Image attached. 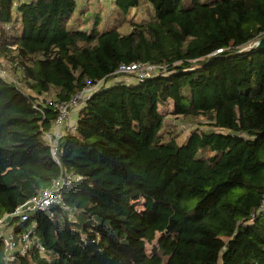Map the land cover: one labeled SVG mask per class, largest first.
<instances>
[{
	"label": "trees",
	"instance_id": "16d2710c",
	"mask_svg": "<svg viewBox=\"0 0 264 264\" xmlns=\"http://www.w3.org/2000/svg\"><path fill=\"white\" fill-rule=\"evenodd\" d=\"M80 1L0 0V220L32 240L0 264H264V0H108L85 28ZM95 84L57 164L55 106ZM65 172L69 210L13 215Z\"/></svg>",
	"mask_w": 264,
	"mask_h": 264
},
{
	"label": "built area",
	"instance_id": "2783aa9c",
	"mask_svg": "<svg viewBox=\"0 0 264 264\" xmlns=\"http://www.w3.org/2000/svg\"><path fill=\"white\" fill-rule=\"evenodd\" d=\"M221 51L222 50H218V52ZM157 69V66L148 63L135 62L129 65H121L116 72L126 77L135 74L137 79L143 80L152 76ZM149 71L150 73L152 71V74L148 73ZM98 86L99 84L90 85L72 96L68 101L56 104L55 107L58 112L54 120L53 129L45 133V137L51 148L52 157L57 164H59L58 153L60 141L66 134L68 129L67 124L72 118L73 111L87 102L91 98L93 92L98 90ZM75 129L76 127L74 126L73 130L75 131ZM75 179L76 175L73 173H63L54 180L50 187L43 190L42 193L32 197L25 205L16 210L13 215L19 216L21 222H26L38 212L48 213L53 216L51 210L53 206L60 207L62 210H69L64 202L63 190ZM0 238L3 239L5 243V258L7 261L14 259L15 252L26 255L31 248L32 240L30 238V231H26L16 237L13 235L11 227L7 224L5 218L0 220ZM38 247L40 251H43V246L39 245Z\"/></svg>",
	"mask_w": 264,
	"mask_h": 264
},
{
	"label": "rangeland",
	"instance_id": "374dc122",
	"mask_svg": "<svg viewBox=\"0 0 264 264\" xmlns=\"http://www.w3.org/2000/svg\"><path fill=\"white\" fill-rule=\"evenodd\" d=\"M79 4L82 10L89 8V11L84 13L83 18L79 19V22L84 19V28L87 25H91L93 22L102 21L106 17V14L110 13L112 9V3L108 0H81ZM97 17L100 18L98 19ZM136 17L139 18V14H137ZM81 27L83 28V26ZM148 73H150V71ZM150 74H152V71ZM171 108V105L161 107L164 112L171 110ZM167 122L168 128L177 133L178 141L181 144L186 141L190 132L195 128V125L187 119H174L173 117H168ZM154 243H156V241ZM152 247L153 244L147 245L148 252L152 250Z\"/></svg>",
	"mask_w": 264,
	"mask_h": 264
},
{
	"label": "crops",
	"instance_id": "0c3cea01",
	"mask_svg": "<svg viewBox=\"0 0 264 264\" xmlns=\"http://www.w3.org/2000/svg\"><path fill=\"white\" fill-rule=\"evenodd\" d=\"M76 119H77V110L75 109L72 113V118L71 120L68 122V129L67 130H70L72 131L73 130V127L75 126L76 127ZM74 132V130L72 131Z\"/></svg>",
	"mask_w": 264,
	"mask_h": 264
},
{
	"label": "water",
	"instance_id": "95a60500",
	"mask_svg": "<svg viewBox=\"0 0 264 264\" xmlns=\"http://www.w3.org/2000/svg\"><path fill=\"white\" fill-rule=\"evenodd\" d=\"M258 48H264V37L256 42Z\"/></svg>",
	"mask_w": 264,
	"mask_h": 264
}]
</instances>
